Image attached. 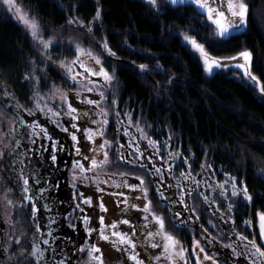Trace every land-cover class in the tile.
<instances>
[{
  "label": "snow or ice",
  "instance_id": "1",
  "mask_svg": "<svg viewBox=\"0 0 264 264\" xmlns=\"http://www.w3.org/2000/svg\"><path fill=\"white\" fill-rule=\"evenodd\" d=\"M146 2L152 8H160L166 7L168 4L184 5L186 0H162V2L146 0ZM187 3L200 10L197 15L206 17L214 27L217 37L228 36L230 32L246 26L249 5L245 0H226V11L217 3V0H187ZM0 5L5 7L9 13H15L18 21L24 25L26 33L31 37L40 58L39 62H36L35 57L30 61V70L23 76V80L29 85L31 92L27 100L31 107L21 104L19 99L0 82V117H4L6 109L11 110V115L7 117L11 126L6 131L2 130L5 127L4 120L0 119V173L6 169H11L16 173L14 190L19 195V203H15L7 199L10 190H4L6 204L11 206L5 209V222L9 224L12 234L3 232V235L7 236V242L0 238V264H23L24 261H27V264H73L72 258L65 250L73 244L71 239L54 235L56 229L52 225L56 221L51 216L45 217L43 224L41 217L38 216V205L44 210L51 211L57 201L48 196L49 191L54 190V186L49 183L51 173L42 174L41 168L36 164L39 162L42 167H48L44 163L43 154L48 151L49 142L51 154L48 159L51 161V166L56 165L57 152L64 151V145L53 139L47 127L40 122L41 117L48 124L55 125L61 131L68 133L73 141L71 148L75 149V152L72 153V168L68 169L69 184L73 188V212L79 210L83 213L82 205L85 204L92 207L93 210L95 209L93 197L85 196L79 192L77 184H83L85 187L96 184L98 192L104 191L99 187V184H107L111 176H108V179H100L98 176H90L88 173L106 169L111 163L110 151L114 150L118 160L147 170L150 177H159L158 180H152L149 183L143 177L136 176L135 179L139 181V184H129L127 180L122 181L123 187L129 189V194L111 193L114 196L123 197L118 201V204L124 206L121 210L123 213H129L130 210L143 213L139 218H123L119 221L120 224L129 226L131 232L119 230L117 222L105 225L103 216L99 217L98 229L89 226V221L94 219V216L85 214L79 217L80 222L84 225V232L88 236L93 232H98L100 239L109 241L117 251H122L130 264H193L192 258H195L194 264H241V261L243 264H264V213L257 212L259 243L254 234L249 238L243 234V228L237 230L233 222L234 209L241 203L252 200L243 181H240L238 186L236 178L227 172L224 173L226 179L216 180V173L209 171L212 165L206 161L200 164L201 171L193 173L191 170V165L194 162L193 154L189 152L185 156L179 148L170 150L169 145L173 140L171 135L163 141L154 140L148 135L146 126L141 124L139 118L133 123L130 119L132 113L125 111L122 114L116 109L115 98L111 100L110 109L104 106L107 93L115 79L103 66L106 61L101 58L104 53L108 56H115L107 42L99 44L102 52L97 54L91 48H84L81 42L70 37L69 44H74V56L70 59L67 57L54 59L49 49L55 38L50 36L47 40L43 39L40 21L23 12L17 0H0ZM100 12L101 9L97 6L93 19L99 20ZM66 23L80 25L86 30L90 41L95 39L91 36L92 21H88L87 25H84L83 21L72 16L67 19ZM184 39L199 53L205 72L211 71L213 66L227 67L226 64L220 63V59L211 57L204 45L198 43L194 37L184 34ZM238 55L243 58L244 63L237 64L236 67L242 69L244 76L253 81L256 88L264 94V88L260 87V81L249 71L250 52L245 50ZM83 56L89 57L94 62V66L85 64L81 59ZM228 59L234 60L235 57H228ZM49 63L62 70L60 75L63 83L71 82L68 88L57 85L55 82L48 87L47 65ZM146 68L147 65H139L142 72ZM78 69H82V71ZM93 77L98 79H93ZM41 86L48 87L47 95L41 93ZM85 93L98 96L99 99L91 98ZM85 105L88 107H83ZM25 116L32 117V119L26 120ZM65 118L69 120L70 128L65 127L63 123ZM85 118H87V122L96 125V127H83V125L77 124V121H82ZM111 118H114L116 127L114 140L104 138L105 126L109 124ZM147 127L150 128L151 125ZM81 128L84 138L93 144L89 148V152H102V159H96L95 155L92 157L83 155L81 147L78 146L76 134ZM130 128H134L135 132H130ZM70 129L76 131L73 132ZM121 133L126 138L124 144L120 143ZM97 136L102 138L98 145L93 143ZM41 139L44 143H40ZM25 140L27 147L24 152H20L19 146ZM144 141L147 142L146 147L142 146ZM76 157H82L84 161L88 162V167H85V164ZM6 158L9 161L7 165L4 164ZM157 160L160 161V164L154 162ZM181 164L183 167H180ZM148 165L151 167L149 168ZM76 169L79 171L77 172ZM176 169H179L178 175ZM112 175L125 177L128 174L120 172ZM110 186L120 188L121 183L112 180ZM55 187H58V184ZM152 189L155 190L154 194L158 197L156 202L167 210L169 223L177 231H195V224L199 223L201 219H206L213 229H218L215 235L210 233L203 224H200L199 238L193 235L189 252L185 244L166 230L164 216L153 211L152 202L149 199V192ZM133 192L143 195L142 206L137 203L140 196H132ZM194 196L199 197V202ZM29 204L31 205L29 219L34 230L31 236L25 240L26 233L14 234L11 217L18 209H25L26 214V207ZM175 205H179L180 210H174ZM221 205L224 207L222 208ZM98 206L101 211L107 210L103 203ZM205 209L209 217L203 215ZM184 213H188V216L186 220H181L180 217ZM64 219L68 221L69 227L76 229L74 216L65 215ZM189 221L191 223H188ZM224 224H231V230L224 228ZM244 226L250 227L251 221L245 220ZM233 235L234 239L231 238ZM225 237H229L227 244L222 243ZM56 240H60L59 246L55 244ZM22 242L23 246L21 247ZM216 244H220L221 248L229 249L230 255H222L216 249ZM84 245H88L87 236ZM14 247L19 250L13 252ZM149 247L159 249V251L155 254L149 253L147 251ZM85 250H87L88 259L84 264H103L101 255L97 254L100 253V249L95 244L88 245L87 249L83 245L79 249L72 248L73 252L83 253ZM143 257H146L147 260Z\"/></svg>",
  "mask_w": 264,
  "mask_h": 264
},
{
  "label": "trees",
  "instance_id": "2",
  "mask_svg": "<svg viewBox=\"0 0 264 264\" xmlns=\"http://www.w3.org/2000/svg\"><path fill=\"white\" fill-rule=\"evenodd\" d=\"M17 1L40 21L47 33L67 27L66 21L72 16L84 25L92 21L91 36L95 39L90 41L86 30L79 26L78 41L86 42L99 54L98 44L107 42L115 53L114 57L105 53L102 57L114 69L120 105L117 110L132 113L133 123L139 118L147 133L151 130L148 135L154 140L163 141L171 135L170 150L179 148L185 156L193 154V173L201 171L200 164L206 161L212 165L209 171L216 173V180L226 179L227 172L236 178L238 186L243 181L252 200L234 209L233 222L249 238L254 234L259 243L255 213L264 212V182L256 170L260 167L264 170V96L261 99L251 85L236 80L228 72L219 70L204 78L198 61L168 27L173 25L194 34L215 55L242 47L248 49L251 68L264 88V0H250L245 30L227 38L214 37L209 23L191 6L154 9L142 0ZM97 6L101 9L99 20L93 19ZM1 13L0 8V82L5 87L11 80L14 96H25L30 92H26L28 84L23 80L30 70L29 37L16 21ZM141 64L147 65L143 72L139 69ZM107 128V139L114 140L115 129ZM122 136L120 143L124 144L126 138ZM142 144L147 146L146 141ZM113 154L114 150L112 160ZM64 167L60 170L62 189ZM152 196L158 199L154 193ZM194 198L199 202L198 196ZM203 215H209L206 209ZM245 220L251 221L250 227L244 226ZM205 222L201 219L199 226ZM167 223V231L189 242L186 231H177L169 223V214ZM223 226L231 230V224ZM226 238L229 240V237L223 240Z\"/></svg>",
  "mask_w": 264,
  "mask_h": 264
},
{
  "label": "rangeland",
  "instance_id": "3",
  "mask_svg": "<svg viewBox=\"0 0 264 264\" xmlns=\"http://www.w3.org/2000/svg\"><path fill=\"white\" fill-rule=\"evenodd\" d=\"M143 1L147 4L146 0H143ZM160 2H162V0H160ZM245 2L247 4H249L250 0H245ZM17 3L19 4V6L21 7L23 12L28 13L23 8V6L21 5L20 2L17 1ZM217 3H219L221 5V7L223 8V10L226 11V0H217ZM168 5H171V4H168ZM179 5L180 4L171 5V6L176 7V6H179ZM148 6H150V5H148ZM181 6H191L198 13L200 12V10L197 9L194 5L188 4L187 0H186L185 4L181 5ZM0 8H1V12H2L1 14L3 16L6 15L7 18H10V19H13L14 21H16L26 33V29H25L24 25L18 21V18L16 17L14 12L13 13H9L7 11V9L5 7H3L2 5H0ZM163 8L164 7L154 8V9H163ZM28 14H29V16H34V15H31L30 13H28ZM203 18H204V20L206 22H208L206 17L203 16ZM208 23H209V25L211 27L212 35L214 37H217L216 34H215V31H214V27L210 24V22H208ZM79 26L80 25H75V24L74 25H68L64 29H60V30H57V31L49 30V33H47L45 27L41 26V28L43 30L42 31L43 39L47 40L50 36L55 38L53 43H52V45L50 46V49H49V51L53 54V58L54 59H62V58H65V57L70 59V58H72V56H74V44H72V45L69 44V38L71 37V38H73V40H78V35H80V33L77 32V29L78 28L80 29ZM245 28H246V26H243V27L239 28L238 30L232 31V32H230V34L228 36H225L224 38L229 37L230 35H232L234 33H239L241 31H244ZM64 30H67V32L63 33L62 31H64ZM168 30L171 33H173V34L178 36L179 41L181 42V44L183 46H185L186 49H188V51L192 55V57H194V59H196L198 61V63L201 66L202 75H203L204 78H209L210 75H212L214 72L219 71V70L224 71V72H228V74L230 76L234 77L236 80L243 81V82L248 83L249 85H251L255 89V91L258 94V96L261 99H263L264 94L261 93L260 89L256 88L255 83L244 76V72H243L242 69L236 67L237 64H243L244 63L243 58L240 57L238 55V53H240L242 51H245V50L250 52L248 49L242 47V48H240V49H238L236 51L223 52V53H221L219 55H215V54L210 53L207 50V48L205 47V45L201 41H199L198 38H196V36L194 34H190L186 30L177 29L173 25H170L168 27ZM184 34H187L189 36L194 37L197 40L198 43L204 45L205 50L209 53V55L211 57L220 59V63L221 64H226L227 67H215V66H213L211 71L205 72L204 65H203V60L201 59L199 53L197 51H195L192 48V46L184 39ZM82 35H86V33H83ZM27 37H29V42H30V44H32L31 37L29 35ZM63 37H67V38H63ZM219 38H222V37H219ZM80 42H81V40H80ZM81 43H82L84 48H86V49L90 48L89 45H86V42H81ZM62 46L68 47L71 50L70 51L60 50V48ZM98 48L102 52V49L99 47V44H98ZM31 50L34 53L36 51L38 53V50L36 48H34V47ZM68 52H71V53H68ZM94 52L99 54L97 51H94ZM34 53H32V54H34ZM250 54H251V52H250ZM38 57H39V53H38ZM228 57H235V59L234 60H230V59H228ZM101 58L104 59L103 57H101ZM81 59L84 61L85 64H87L89 66H94V62L91 61V59L89 57L83 56V57H81ZM107 63L111 65L110 61H106L103 64V66L113 75L114 69H113V67H109V65H107ZM47 66H50L59 75V78H56L54 80L51 79L50 77H49L50 79L48 78V87H50L51 84L53 82H55L57 85H62L63 87L68 88L69 84H71V82L69 81L68 83H63L62 77L60 75V72L62 70L58 69L57 67L53 66L50 63ZM77 68H78V66H77ZM248 68H249V71L252 73V75L256 76L257 79L259 80V77L257 76V74L251 68V59H250L249 64H248ZM78 70L82 71V69H78ZM93 79H98V78L93 77ZM41 87H42L40 89L41 93H43L44 95H47L48 87H45V86H41ZM260 87L262 88L261 82H260ZM27 90L29 91V85H26V92H27ZM28 95L30 96L31 92H29ZM85 95H89L91 98L99 99L98 96H93V94L85 93ZM113 98H115L116 101L118 99L116 83H115L114 80L112 82L111 89L107 93V100L104 102V106L106 108H109V109L111 108V100ZM72 102L75 103V101H72ZM119 106L120 105L118 103H116V109ZM83 107H88V106L85 105ZM10 115H11V113L6 109L4 117H0V119L4 120V124H5L4 129H2L3 131H6L7 128L11 126L10 121L7 119V117L10 116ZM63 123H64L65 127H69L70 128V123H69V120L67 118L64 119ZM77 124L78 125H83V127H91V128H95L96 127V125H92L91 123L87 122V118H85L82 121H77ZM111 126H113V127H111ZM107 127L114 128L115 129V133H116V127H115L114 118H111L109 120V124L105 126V137L104 138H108L107 137V132H108V128ZM57 129H59V128H57ZM70 130L73 131V132L76 131L75 129H70ZM48 131H49V129H48ZM130 132L134 133L135 129L134 128H130ZM152 132H154V131L152 130ZM148 133H151V130H149ZM49 134L59 144H63L64 145V151L63 152H59V151L57 152L56 165L54 167L51 166V161L48 159V157L51 154V146H50V142H49L48 151L44 152V154H43L44 155V163L45 164L48 163V167H46V168L42 167L39 164V162H37L36 166L41 168V173L42 174L47 173L48 170H49L51 172V176L56 174L55 172L57 170V172H58L57 176H59V180H57V181H58V186L60 187V190H61V187H62L61 184H63L62 181H60L61 180L60 177L62 176V173L60 172V170H61V168H63L65 166L64 167V171H63V173H65V175H63V176L65 178L64 181H65L66 184L64 183V185H65L64 190H62V192L59 191V198L62 199V200L69 199L68 190L73 195V188L69 184L70 173H69V170H68V169L72 168V161H73L72 153L75 152V149L71 148V145L73 144V141L71 140V138L68 135V133L63 132L60 129L58 131V135L59 136L52 135L50 133V131H49ZM76 134H77V138H78V142H79L78 146L81 147V152L83 153V155H86V156H89V157H92L93 155H95L96 159H98V160L103 158L102 152H100V153L89 152V148L92 147L93 144H90L84 138V133H83L82 128ZM121 135H122V133H121ZM109 137H112V134H110ZM101 140H102V138L97 136L93 143L98 145L101 142ZM41 143H44L43 139H42ZM143 145L144 144H142V146ZM143 147H146V146H143ZM111 152L112 151L109 152V158L111 157ZM112 156H113V160L110 158L111 163L106 167V169H101L98 172L97 171H93L91 173H88V175H90V176L95 175V176H98L100 179H108V176H111V179H108V183L107 184H99V187L104 189V191L98 192L96 190V188H97L96 184H90L87 187H85L83 184H79V183L77 184V188L79 189V192H82L85 196L93 197L94 204L96 205L95 209L93 210L92 207H90L89 205L85 204V205H82V207L84 208V212L83 213H81L79 210H76L75 212H73L74 204L70 203L69 204L70 205V211L66 215H71V216H74L76 218L75 219L76 229L74 230L73 228L69 227L68 221L64 219L65 215H63V213H62V215H58L59 216V220L58 221L60 223L59 226H62V228H63L62 234L60 233L59 236L63 235V237L73 238L74 239V243H73L74 247L77 248V249H79L82 245L85 247V249H87L88 245L95 244L100 249V253H97V254L101 255L103 264H130V262L127 260V256L122 251H117L112 246V244L109 241H105L103 239H100L98 232H93L90 236H88V234H86L84 232V225L79 220V217H81V216H83L85 214H88L89 216H94V219H91L89 221V226L93 227L95 229H98L99 228V217L103 216L105 225H109V224H112L113 222H117V227H118L119 230L131 232V228L129 226L120 224L119 221H121L123 218H130V217L139 218V217H141L143 215V213H141L139 211H136V210H130L129 213H123L121 211L123 209V207H124L123 204H118V201L122 200L123 197L114 196L111 193H113V192H123L125 194H129V189L123 187L122 181H124V180H127V182L129 184H139V181L135 179L136 176L143 177L145 179V181L149 182V183L153 179L154 180H158L159 177H153V179H152V177H149L147 170L140 169L139 167H137V166H135V165H133L131 163H127L126 161L118 160L115 152H114V154ZM33 159H36V158L33 157ZM76 159H80L81 163H84L85 167H88V162L84 161L82 159V157H76ZM154 162L156 164H160L159 160L154 161ZM145 163H146V161H145ZM148 167L150 168L151 165H148ZM76 171L78 172L79 169H76ZM256 171H257L258 177L261 180H263V182H264V170H263V167H262V169H261V167L257 168ZM120 172L127 173L128 175H126L125 177H120L118 175H112L114 173H120ZM3 176L15 177V174L12 173V171L9 170V169H6L3 173H0V238H2L4 241H7V238L3 235V232H8L9 234H12V231L10 230L9 224L5 222V216H6L5 209H6V207L10 208L11 206H8L6 204L4 190L5 189L10 190V193L7 196V199H9V200H11V201H13L15 203H19V195L14 190V183L15 182H13V184L11 183L12 181L11 182H8V181L3 182L2 181V177ZM112 180H116L117 182L121 183V187L120 188L111 187L110 185L112 184ZM166 182H167V178H166ZM154 191L155 190L152 189L149 192V199L152 202V209H153V211L155 213L161 214V215L164 216L165 226H166V224L168 225V223H167V220H168L167 210L162 208L160 206V204H158L156 202L157 199L152 196V193H154ZM131 195L132 196L139 195L140 196V200L137 201V203L140 204L141 206L143 205L144 198H143V195L141 193L133 192V193H131ZM100 203L104 204L105 208L107 209L106 211H101L100 210V208L98 206ZM174 210H180V206L179 205H175L174 206ZM257 212H261V213H264V212L256 211V213H255V226H256V231H257L258 238H259V226H258L259 225V221H258V218H257ZM30 215H31V213H30ZM30 215H29V217H30ZM187 216H188V214L184 213L180 217V219L181 220H186ZM207 217H209V215ZM11 221H12V225H14V234L15 235H20L21 233H26L27 235L25 236V240H27L28 237H30L29 233H31V231L29 230V228L32 227V223L30 222V219H28L27 214H25V209L15 210L14 214L11 217ZM140 222L143 223V221H140ZM27 223H29V225ZM188 223H191V222L189 221ZM202 224L204 225V227L208 228V231L210 233H212L213 235H215L216 231L218 230V229H213L211 227V225H209L207 223V220H206L205 223H202ZM194 227H195V231H186L187 232L186 234H188V236L190 237L188 243L179 239L183 244H185L187 246V248L189 249V252L191 251V240H192L193 235H196L197 238H199V232H200L199 223L195 224ZM86 236L88 238V245H84V240H85ZM225 240L226 241L223 240L222 243L227 244L229 242V240L227 238ZM59 243H60V240H59ZM57 245L59 246L58 243H57ZM22 246H23V242L21 244V247ZM72 248L73 247L70 248V253L71 254L73 253L72 252ZM216 249L224 256H228L229 255V249L221 248L220 244H216ZM18 250L19 249L16 248V247H14L12 249L13 252H16ZM138 251L142 252V250H140V249H138ZM147 251L149 253L155 254L156 252L159 251V249H152V248L149 247L147 249ZM142 255H143V253H142ZM143 258H145V260H147L146 257H143ZM87 259H88L87 250H85L83 253H81L79 251H76V252H74V255L72 256L73 264H84V262ZM194 259L195 258H192L193 264H194ZM23 264H27V261H24Z\"/></svg>",
  "mask_w": 264,
  "mask_h": 264
},
{
  "label": "flooded vegetation",
  "instance_id": "4",
  "mask_svg": "<svg viewBox=\"0 0 264 264\" xmlns=\"http://www.w3.org/2000/svg\"><path fill=\"white\" fill-rule=\"evenodd\" d=\"M6 21H8V20H4V22H6ZM26 36H28L27 34H26ZM30 43V42H29ZM34 46H33V43L32 44H30L29 45V48H30V50H29V52H31L32 50V48H33ZM60 50H63V51H70L71 49L70 48H68V47H65V46H62L61 48H60ZM32 53H34L33 51H32ZM32 53H30V55L32 54ZM68 53H71V52H68ZM36 55V56H35ZM36 58V62H39V57H38V53H37V51L34 53V54H32L31 55V61L33 60V58ZM48 67V72H47V76H48V78L50 77L51 79H56V78H59V75L50 67V66H47ZM51 76H50V75ZM54 76V77H53ZM49 78V79H50ZM11 80H9V81H7L6 83H5V88H7L9 91H11V89H10V86H11V82H10ZM57 81V80H56ZM42 87H40V89H41ZM12 92V91H11ZM15 97H17L18 99H19V102L21 103V104H24L26 107H31V104H29V103H27V100H28V97H29V95H25V96H15ZM10 113H11V110L10 109H7ZM25 119L26 120H31L32 119V117H27V116H25ZM40 122L41 123H43L45 126H47L48 127V129H49V131H50V133L52 134V135H58V131H59V129H57V127L55 126V125H52V124H48L47 123V121L45 120V119H43V117H41L40 118ZM50 127V128H49ZM42 142V139L40 140V143ZM27 147V141L25 140V142L24 143H22L20 146H19V151L20 152H24V150H25V148ZM33 147H35V146H33ZM8 159L6 158L5 160H4V164L5 165H7L8 164ZM46 165H48V163H46ZM46 168V167H45ZM9 170H11V169H9ZM12 171V170H11ZM11 173V172H10ZM12 173H14L15 174V176H16V173L15 172H13L12 171ZM47 173H51L49 170H48V172ZM56 174H54V175H52L51 177H50V181H49V183L51 184V185H53L54 186V190H50L49 191V193H48V196H49V198L50 199H54L55 201H57V203H56V205L53 207V209H51V211H48V210H44L42 207H40L39 205H38V209H39V211H38V216L39 217H41V223L43 224L45 221H44V218L45 217H47V216H51L55 221H56V223H54L53 225H52V227L54 228V229H56V231L54 232V235H57V236H59L60 235V233L62 234V231H63V228H62V226H59L60 225V223H59V216L58 215H62V213H63V215H66V214H68L69 213V211H70V203H72V193H70L69 192V190H68V197H69V199H64V200H62V199H60L59 198V191H61L62 192V190H64V189H62V187H61V190H60V187L58 186V187H55L57 184H58V181L57 180H59V176H57L58 174V172H57V170H56V172H55ZM7 176V175H6ZM6 176H3L2 177V181L3 182H5V181H8V182H11L12 184H13V182H15V177H11V176H9V177H6ZM4 185V184H3ZM5 186V185H4ZM62 202V203H61ZM65 202V203H64ZM73 204V203H72ZM72 208V207H71ZM74 208V207H73ZM28 209V210H27ZM30 213H31V205L29 204V205H27V207H26V214H27V216L29 217V215H30ZM33 230H34V226L32 225V227L30 228V231H31V233H29L30 234V236H31V234H32V232H33ZM63 236V235H62ZM6 238H7V236H5ZM69 238V237H68ZM71 239V241L74 243V239L73 238H70ZM5 242H7V241H5ZM57 243L58 244H60L59 243V240H56L55 241V244L57 245ZM58 246V245H57ZM71 247H74V244H72V245H69L65 250L69 253V256H71V258H72V256L74 255V252L71 254L70 253V248Z\"/></svg>",
  "mask_w": 264,
  "mask_h": 264
},
{
  "label": "bare ground",
  "instance_id": "5",
  "mask_svg": "<svg viewBox=\"0 0 264 264\" xmlns=\"http://www.w3.org/2000/svg\"><path fill=\"white\" fill-rule=\"evenodd\" d=\"M47 127V126H46ZM48 128V127H47ZM50 128V127H49ZM57 136H59V135H57Z\"/></svg>",
  "mask_w": 264,
  "mask_h": 264
}]
</instances>
